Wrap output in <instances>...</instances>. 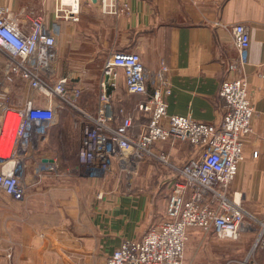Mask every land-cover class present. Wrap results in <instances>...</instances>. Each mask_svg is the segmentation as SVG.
<instances>
[{"label":"crops","instance_id":"0c3cea01","mask_svg":"<svg viewBox=\"0 0 264 264\" xmlns=\"http://www.w3.org/2000/svg\"><path fill=\"white\" fill-rule=\"evenodd\" d=\"M59 1L0 0V6L24 28L37 15L58 28L56 79L68 76L69 81H78L85 69L88 76L81 85V102L91 112H97L99 106L100 96L88 97L96 85L100 91L102 75L99 79L95 75L99 58L106 62L113 52L136 51L148 69L168 68L171 92L165 100L170 114L219 123L226 110L220 86L233 75L228 63L236 56L231 27L238 23L248 26L251 43L243 72L255 112L253 132L244 136L245 159L233 189L242 193L246 206L264 211V0H119L130 6V12L123 15L103 14L100 0H81L78 21L57 17ZM6 71L7 63L0 57V79L4 80ZM4 84L10 91L12 86L7 81ZM117 93L116 107L126 111L140 98L126 95L123 78ZM26 95L17 93L11 104H23ZM1 121L0 108V125ZM137 126L135 130L140 129ZM80 140L81 131L79 144ZM185 144L177 142L172 148L163 142L155 150L170 152L181 163L193 148ZM39 153L37 160L52 158ZM35 163L34 158L28 159L23 171L26 193L22 199L0 197V264H106L124 238L138 239L164 219L165 210L154 220L155 208L162 199L163 183L170 185V174L165 176L166 170L159 169L157 160L134 164L124 189L121 177L90 182L49 173L36 178ZM87 182L93 188L102 186V197L90 200ZM9 247L11 257L6 251ZM216 258L214 261L220 259ZM262 260L263 253H259L257 261Z\"/></svg>","mask_w":264,"mask_h":264},{"label":"built area","instance_id":"2783aa9c","mask_svg":"<svg viewBox=\"0 0 264 264\" xmlns=\"http://www.w3.org/2000/svg\"><path fill=\"white\" fill-rule=\"evenodd\" d=\"M80 2L60 0L57 17L78 21ZM100 6L103 14L130 12V6L119 0H100ZM231 32L236 56L228 63V72L233 75L220 86L226 110L219 123L170 114L165 100L171 92L166 77L168 68L148 69L136 51H116L108 58L102 68L98 110L90 112L78 103L82 87L70 86L67 77L52 82L58 62V28L50 27L41 15L32 17L24 28L0 6V55L7 63L5 78L0 79V197L5 194L20 200L25 196L22 174L28 159L37 162L36 178L53 169L54 161L37 160L36 156L65 103L78 116L79 173L94 179L105 178L115 162L122 164L124 160H157L172 171L164 219L138 239L124 238L106 264H187L185 249L191 229L222 239H239L251 225L246 221L249 213L243 206V195L233 189V183L245 159L244 136L253 132L255 109L243 72L251 43L249 28L238 23L231 27ZM15 77L22 78L29 88L20 105L3 101L8 95L4 83ZM122 78L127 96L140 95L129 111L116 107ZM135 125L141 129L135 130ZM163 142L172 148L177 142H187L193 148L183 162L177 163L170 152L155 150V145ZM257 154L255 151L253 155ZM103 190L94 196L102 197ZM257 250L264 253V227L251 249L254 258ZM6 251L11 257L12 247Z\"/></svg>","mask_w":264,"mask_h":264},{"label":"rangeland","instance_id":"374dc122","mask_svg":"<svg viewBox=\"0 0 264 264\" xmlns=\"http://www.w3.org/2000/svg\"><path fill=\"white\" fill-rule=\"evenodd\" d=\"M0 57L4 60V58L0 55ZM106 59V58H105ZM105 59L99 58V67L95 71L96 79H99V76L102 75V68L104 66ZM88 73L83 70V73H79L78 81H69L68 76H64L68 78V83L70 86H80L82 82H84L83 78H86ZM2 77V76H1ZM0 77V78H1ZM62 78V77H61ZM56 76H54L53 83L56 82ZM8 85L12 86L10 91H8L7 102L11 104V99H13L16 94L27 93L29 88L27 87L26 82L22 78H7L6 79ZM101 91V87H100ZM99 86L96 85L92 91L89 93L90 98L96 99V97L100 96ZM81 97L78 100V103L81 107L91 112L89 106L83 104L81 102ZM139 100V99H138ZM137 101V100H136ZM136 101H132L133 104ZM78 116L76 111L69 107L67 104H62L60 110L58 112V121L50 130L47 141L42 143V146L39 148L41 154H46L51 156L54 159L55 166H53L52 170H48L47 172H43L39 177H43L49 173L56 174L60 178H78V179H88L90 182H95L97 179H94L85 174H81L77 171L78 169V148H79V138H80V127L77 124ZM144 122H141L142 124ZM138 127V126H137ZM136 127L137 130L138 129ZM10 142V140H9ZM185 145L189 144L187 142ZM179 146L177 144V149ZM37 154H40L39 152ZM187 158V157H186ZM173 160V159H172ZM185 160V159H184ZM177 162V160H173ZM183 162V161H182ZM179 163V162H178ZM137 165L135 162H125L121 164L119 161L115 162L113 165V170L111 174L108 175L110 179L121 177L123 178L124 185L123 189L127 187L126 179L131 177L130 172L133 169V166ZM159 169L166 170V175L169 172V177L171 178L172 171L170 168L166 166V163H162L158 161ZM122 165V166H121ZM35 166V164H34ZM126 166V168H125ZM163 168H162V167ZM120 167V168H119ZM35 168V167H34ZM163 170V171H164ZM34 176L37 175L34 173ZM170 180V179H169ZM87 182L91 187L88 189L89 199L92 201L96 199L95 194L99 193V190L102 186H99V189L93 188L92 183ZM163 195L162 199H158L156 203V212L154 220H157L162 215L165 210L166 203V187L170 188L168 183H163ZM103 189V188H102ZM168 195V194H167ZM243 206L247 208V212L249 214L246 215V221L250 223L251 227L247 230L243 231L239 239L237 240H227L216 237L212 233H204L199 229H192L189 233V239L186 243L185 249V261L187 264H256L259 263V253L262 255V250H257L254 255L251 253L252 246L254 245L256 238L258 236L259 230L264 227V211L256 212L252 208L246 206L245 202L242 199ZM219 257L218 261H214ZM264 259V253H263ZM262 262H264L262 260Z\"/></svg>","mask_w":264,"mask_h":264},{"label":"bare ground","instance_id":"6f19581e","mask_svg":"<svg viewBox=\"0 0 264 264\" xmlns=\"http://www.w3.org/2000/svg\"><path fill=\"white\" fill-rule=\"evenodd\" d=\"M65 2H69L70 0H64ZM9 114L10 115H13V113L12 112H9ZM14 134H15V132H14V130L12 131V133H11V138H10V143L12 142V139H13V137H14ZM120 168V167H119Z\"/></svg>","mask_w":264,"mask_h":264},{"label":"water","instance_id":"95a60500","mask_svg":"<svg viewBox=\"0 0 264 264\" xmlns=\"http://www.w3.org/2000/svg\"><path fill=\"white\" fill-rule=\"evenodd\" d=\"M54 159L52 158H44V161H53Z\"/></svg>","mask_w":264,"mask_h":264}]
</instances>
